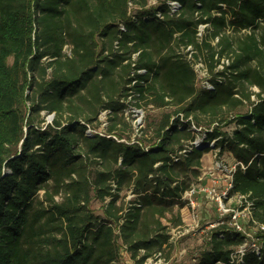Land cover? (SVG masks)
Here are the masks:
<instances>
[{
    "label": "trees",
    "instance_id": "obj_1",
    "mask_svg": "<svg viewBox=\"0 0 264 264\" xmlns=\"http://www.w3.org/2000/svg\"><path fill=\"white\" fill-rule=\"evenodd\" d=\"M148 1L0 0V264H119L122 247L134 264L168 256L163 220L182 224L212 141L246 166L229 195L253 201L251 237L225 215L193 264H264V0H174L173 14ZM131 107L145 111L137 130Z\"/></svg>",
    "mask_w": 264,
    "mask_h": 264
},
{
    "label": "rangeland",
    "instance_id": "obj_2",
    "mask_svg": "<svg viewBox=\"0 0 264 264\" xmlns=\"http://www.w3.org/2000/svg\"><path fill=\"white\" fill-rule=\"evenodd\" d=\"M196 72L199 78L198 85L201 86L205 84V77L203 76L202 71L197 70ZM136 110L138 109L133 107L126 110L125 115L128 120L132 119L131 117L134 118L135 114L133 111ZM139 111L140 112L135 117L139 122L142 120L141 124L143 126L145 111L144 109ZM104 118V115L101 114L100 121H104ZM45 119L47 122H51L52 120L49 115H46ZM103 128H105V124H102L100 127L96 128V130L103 132ZM134 128L136 129V127ZM201 137V132H198L196 138L200 139ZM217 153L218 150L215 149L202 156L201 174L196 183L209 185L212 180H216L220 185V183L226 179V168L233 165V160L225 154L219 157ZM131 199H133V197L129 194L125 195L122 193V201L128 202ZM233 206L235 205L232 203V200H227L226 203H224V207L226 208ZM91 208L95 215L102 216V206L99 201L93 200ZM179 214L182 219L181 225L174 226L171 222L163 220V223L168 227L167 231L170 235L169 242L172 244V249L168 256H162L164 260L161 264H193L196 253L199 251L200 247L203 246V235L205 234V231L216 226L217 220L225 213L220 215V212L211 197L199 194L196 196V207L192 209L185 206L180 209ZM153 262L155 261L150 259L146 264H153ZM119 264H134L123 247L120 249Z\"/></svg>",
    "mask_w": 264,
    "mask_h": 264
},
{
    "label": "built area",
    "instance_id": "obj_3",
    "mask_svg": "<svg viewBox=\"0 0 264 264\" xmlns=\"http://www.w3.org/2000/svg\"><path fill=\"white\" fill-rule=\"evenodd\" d=\"M148 4L150 6L155 5L156 1L149 0ZM165 4L168 6L170 14L176 13L179 10L180 5L177 1L165 0ZM129 5L131 6L132 3L130 2ZM156 17L157 18L162 17L161 13L159 11L156 12ZM118 27L121 31H124V25L123 24H119ZM206 27H207V24H198L197 36L199 38H201ZM184 51L187 53V55H186L187 59L192 60V57H191L192 47L190 45H188V46H186ZM222 63H227V61L222 59L220 65L218 66L219 69L222 68ZM193 68L195 71H197V70L202 71L203 76L204 77L206 76L205 69L203 68V66L200 62H194ZM138 72L143 73L144 70H140ZM204 86H206V88H208V89H212V86L207 81H205ZM133 112L136 116V115H138V113L140 111L138 109V110L133 111ZM102 114L105 117V112H103ZM135 116H134L132 122H133L134 127H136V130H137L138 128H140L142 126V124H141L142 120L140 122L137 121ZM191 129L194 131H197V132L200 130V129H196L193 125L191 126ZM86 133L91 134L92 130L88 129L86 131ZM202 139H203V137H201L200 139L196 138L191 143L192 147L199 148L201 146H204ZM208 145L210 146V148L215 150L213 148V141L211 143H209ZM144 151H147V148H144ZM184 151H182V152H184ZM237 165L240 166V168L242 170H244L246 168V166H244L242 163L235 162V163H233V165L231 167L226 168L227 169L226 179L222 183H220V185H219V182H217L216 180H212L211 184H209V185H201L198 183L192 184L190 186V188L183 193L182 199L185 201L186 207H190V208L194 209L196 207V196L197 195L203 194L205 196L211 197V199H213L218 211L220 212V215L225 213L222 215V217H220L218 219L219 222L217 221L216 225H218L219 223H224L225 220H224L223 216L229 215V218L226 221V224L229 225L233 229L234 232L241 233V234L245 235L247 238H250L251 234L246 231L243 224L248 223L249 221H252L253 201L251 199H249L248 196H246V195H229V192L232 189V174H233L235 167ZM130 196H132V195H130ZM227 200H232V203L235 206L228 207V208L224 207V203H226ZM254 224L256 225V228H258L259 230L264 232V224H257L256 222H254ZM247 244L248 243L245 242L244 244L239 246L238 249L235 251L234 255L232 256V259L236 263H240L242 261V256L244 255L246 249L248 248ZM249 247H251L252 250L257 255H259V247L256 244H254V242L252 240L250 241ZM150 259H153L155 261V262H153V264H161L162 261L164 260V258L161 256V254L157 253L154 257L147 259L144 263L146 264V262L148 260L150 261Z\"/></svg>",
    "mask_w": 264,
    "mask_h": 264
},
{
    "label": "water",
    "instance_id": "obj_4",
    "mask_svg": "<svg viewBox=\"0 0 264 264\" xmlns=\"http://www.w3.org/2000/svg\"><path fill=\"white\" fill-rule=\"evenodd\" d=\"M52 118V116H50V119ZM48 122H50V121H48Z\"/></svg>",
    "mask_w": 264,
    "mask_h": 264
}]
</instances>
